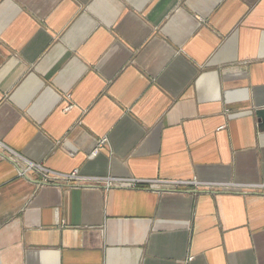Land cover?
Returning <instances> with one entry per match:
<instances>
[{
    "label": "crops",
    "instance_id": "crops-1",
    "mask_svg": "<svg viewBox=\"0 0 264 264\" xmlns=\"http://www.w3.org/2000/svg\"><path fill=\"white\" fill-rule=\"evenodd\" d=\"M0 264H264V0H0Z\"/></svg>",
    "mask_w": 264,
    "mask_h": 264
},
{
    "label": "built area",
    "instance_id": "built-area-1",
    "mask_svg": "<svg viewBox=\"0 0 264 264\" xmlns=\"http://www.w3.org/2000/svg\"><path fill=\"white\" fill-rule=\"evenodd\" d=\"M11 154L13 156H15V158H17L18 160L21 159L20 156L14 154L13 152H11ZM28 172L36 173L45 182L51 181V180H59V181L67 182V183H74L73 184L74 186H84V185L86 186V185L99 184L96 182H101V181H105L106 184H104L103 182L102 183L107 188L112 187V186L118 187L117 186L118 184L130 186V187H135L138 185V184L136 185L135 183H132L131 180H127V179L107 178V179L103 180L102 178H99V177L90 179V178L81 177L76 172H74L70 175L69 174H59V173L47 170V169L41 167L40 165L26 162L20 173H21V175H26L25 173H28ZM140 182H142V181H140ZM140 182H138V183H140ZM143 185L155 186L158 188L161 187V185H163V186L173 187L175 189L178 187L194 188V189L210 188V184L199 183L196 181H190V182H186V181H173V182L148 181V182H143Z\"/></svg>",
    "mask_w": 264,
    "mask_h": 264
},
{
    "label": "rangeland",
    "instance_id": "rangeland-1",
    "mask_svg": "<svg viewBox=\"0 0 264 264\" xmlns=\"http://www.w3.org/2000/svg\"><path fill=\"white\" fill-rule=\"evenodd\" d=\"M105 139H103V140H100L99 142H98V146H101L103 143H105ZM9 154H10V156H13L12 154H11V152L10 151H8V150H6ZM51 171V170H50ZM53 172V171H52ZM74 172H76L77 174H79L77 171H74ZM74 172H72V173H74ZM30 173H32V174H34V175H36L38 178H39V180L41 181V182H43V183H45V184H65V185H73L74 183H67V182H64V181H59V180H51V181H44L40 176H38L36 173H34V172H28V173H25L26 175L27 174H30ZM72 173H70V174H72ZM69 174V175H70ZM21 175V174H20ZM80 175V174H79ZM22 176V175H21ZM81 177H85V178H90V179H92V178H97V177H91V176H83V175H80ZM107 178H112V177H102V179L104 180V179H107ZM112 179H120V178H112ZM127 180H131V182L132 183H135L137 186H135V187H130V186H126V185H122V184H118L117 186L118 187H123V188H132V189H134V188H137L139 185H143V182H148V181H142V182H140L141 180H135V179H127ZM126 180V181H127ZM151 181H160V182H173V181H162V180H151ZM104 184H106L105 183V181H101V182H96V183H99V184H102V185H104ZM138 182H140V183H138ZM190 182V181H189ZM94 185V184H93ZM74 186V185H73ZM105 186V185H104ZM152 187V186H151ZM161 187H164V188H171V187H168V186H163V185H161ZM178 188H182V187H178Z\"/></svg>",
    "mask_w": 264,
    "mask_h": 264
}]
</instances>
